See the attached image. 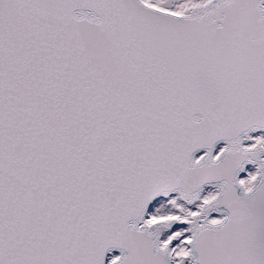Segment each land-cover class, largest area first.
<instances>
[{
	"label": "snow or ice",
	"instance_id": "1",
	"mask_svg": "<svg viewBox=\"0 0 264 264\" xmlns=\"http://www.w3.org/2000/svg\"><path fill=\"white\" fill-rule=\"evenodd\" d=\"M0 264H264V0H0Z\"/></svg>",
	"mask_w": 264,
	"mask_h": 264
}]
</instances>
